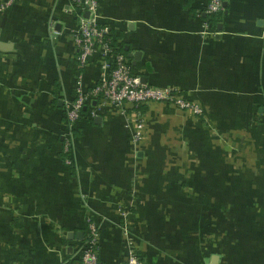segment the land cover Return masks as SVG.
I'll list each match as a JSON object with an SVG mask.
<instances>
[{"label": "crops", "instance_id": "1", "mask_svg": "<svg viewBox=\"0 0 264 264\" xmlns=\"http://www.w3.org/2000/svg\"><path fill=\"white\" fill-rule=\"evenodd\" d=\"M5 1L0 264H79L87 216L101 225V264H124L117 204L130 209L137 253L148 264H222L225 253L228 264H264V0H224L211 16L208 0H98L99 21L141 80L178 89L207 120L149 103L136 147L132 127L110 107L67 125L78 73L86 89L99 74L96 57L78 68L70 0H13L2 8ZM205 20L215 33H202ZM227 184L233 231L228 249L207 261L185 210L209 187L220 204ZM194 186L196 197L178 196Z\"/></svg>", "mask_w": 264, "mask_h": 264}, {"label": "built area", "instance_id": "2", "mask_svg": "<svg viewBox=\"0 0 264 264\" xmlns=\"http://www.w3.org/2000/svg\"><path fill=\"white\" fill-rule=\"evenodd\" d=\"M7 0L1 7L9 5ZM70 10L78 16V24L72 31V40L77 49L76 60L79 70L86 67L92 57L98 61V80L90 88L83 87L78 73L73 97L65 107V118L69 127L83 115L93 119L105 107L118 111L132 127L131 142L138 146L145 135L146 117L142 107L152 102L167 103L179 110L189 112L194 117L203 116L202 108L174 87H159L142 82L133 71L129 59L122 52H115L111 47V27L100 22L98 0H70ZM224 0H208L204 13L208 16L223 10ZM86 13V15H85ZM203 32L213 34L209 20L202 23ZM86 110V112H83ZM69 149L66 143L64 150ZM65 162L70 164V160ZM122 220V235L128 257L124 264H148L137 253L130 229H128V207L116 205ZM101 225L92 218L86 219L85 237L79 254V264H101L99 260Z\"/></svg>", "mask_w": 264, "mask_h": 264}, {"label": "rangeland", "instance_id": "3", "mask_svg": "<svg viewBox=\"0 0 264 264\" xmlns=\"http://www.w3.org/2000/svg\"><path fill=\"white\" fill-rule=\"evenodd\" d=\"M192 118L194 119L196 118L201 121L203 120L204 122L207 123V120L206 118H204V115L199 117H194L192 115ZM209 129L212 130L211 128ZM229 185L230 184L226 185V187L224 188L225 191L222 190L223 188L220 191L222 195L220 197L221 199L220 204L213 202L211 187H209L206 188V190L204 191V194L202 196L203 200L202 201L200 200L198 206L196 205L193 206V204L189 203L188 204L189 206L185 210L188 218L192 219L190 220L192 227H194V229H196L197 232L200 234V239H198V246L200 245V247H203L205 251V258L207 261L209 260V255L212 254L213 252L218 253V250L220 248L228 249L229 236L233 231L232 229L233 225L229 224V220L232 216L230 213L231 206L229 205L230 204L229 198L231 195H233L230 194V192H227L229 191L228 188L230 187ZM178 187L180 186L178 185ZM197 194H198L197 187L194 186V188L191 187V189L189 187H185L183 192L181 193L179 192L178 196L180 197L182 195L183 198L187 197L189 199V197H191L190 199H192L193 197H196ZM128 210H129V216L127 217L128 229H130V233H132L130 227L131 211L129 208ZM116 214L118 219L121 221L122 217L117 210H116ZM87 218H92V217L87 216ZM121 224L119 225L121 226ZM259 226H261V224ZM133 241L134 243H136L134 237H133ZM222 259H224V261H222V264H228L226 253L225 256L222 257Z\"/></svg>", "mask_w": 264, "mask_h": 264}, {"label": "trees", "instance_id": "4", "mask_svg": "<svg viewBox=\"0 0 264 264\" xmlns=\"http://www.w3.org/2000/svg\"><path fill=\"white\" fill-rule=\"evenodd\" d=\"M111 36V42H110V44H111V47L113 48V50L115 51V52H122V53H124L125 54V51H124V47H123V45H119L117 42H116V39L113 37V35H110ZM142 110H143V107H142ZM83 112H86V110H84ZM92 120V119H91ZM61 156L63 157V158H65V154H66V152H63V149L61 148ZM80 259V258H79ZM99 260H100V258H99Z\"/></svg>", "mask_w": 264, "mask_h": 264}, {"label": "water", "instance_id": "5", "mask_svg": "<svg viewBox=\"0 0 264 264\" xmlns=\"http://www.w3.org/2000/svg\"><path fill=\"white\" fill-rule=\"evenodd\" d=\"M85 15H86V13H85ZM143 82H144V80H142ZM97 118H99V117H97ZM73 233H70V237H72V236H74V235H72ZM80 232L79 233H76L75 234V236L77 237V238H79L80 237Z\"/></svg>", "mask_w": 264, "mask_h": 264}]
</instances>
